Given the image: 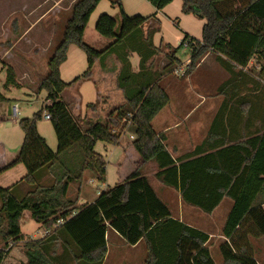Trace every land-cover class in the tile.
I'll list each match as a JSON object with an SVG mask.
<instances>
[{"label":"trees","instance_id":"1","mask_svg":"<svg viewBox=\"0 0 264 264\" xmlns=\"http://www.w3.org/2000/svg\"><path fill=\"white\" fill-rule=\"evenodd\" d=\"M101 1L77 0L72 6L61 41L48 61V73L38 86L39 92H47L46 100L50 103L31 117L19 120L24 140L16 160L7 168L23 164L27 170L23 181L30 189L19 198L15 194L16 185L0 186V241L4 242L0 247V264L10 244L20 241H24L25 264H65L69 257L77 264H103L108 252L109 227L131 245L145 242L144 264H216L208 246L209 234L175 218L144 174L142 166L153 161L158 167L156 177L162 183L180 190L187 204L206 213H212L224 197H230L233 206L223 227L228 241L220 245L223 263L259 264L251 237H264V126L260 134L250 137L234 136L232 131L226 135L224 119L217 118L204 142L216 150L177 164L152 121L170 101L160 79L183 64L177 53L186 41H196L198 45L191 50V63L182 76H187L204 54L214 51L228 59L235 80L249 75L243 69L252 60L262 65L258 75L264 79V0H183V13L206 20L202 39L186 34L178 47L166 44L168 64L162 70L149 64L159 53L153 38L161 30L160 20L155 15L130 16L120 0H116L121 8L120 33L116 31L117 19L108 13L100 15L95 27L100 35L114 40L111 45L99 50L85 41L91 15ZM148 1L162 10L174 0ZM151 18L154 22L147 30ZM145 31L147 37L143 38ZM200 41L204 44L200 45ZM73 45L86 53L88 69L68 83L61 77V65ZM126 50L139 54L137 71ZM113 53L122 62L117 80L125 102L110 112L106 123L89 118L79 122L63 101L62 93L81 79L88 80L94 64L104 62ZM6 72L4 87L17 86L14 69L9 66ZM232 82L225 83L222 89ZM45 112L50 114L56 133V151L38 129ZM228 123L232 126L235 122ZM132 126L135 138L125 147V158L118 165L122 169L133 152L135 161L130 171L115 186L101 191L95 201L79 206L78 198L68 197L71 184L81 183L86 171H91L99 182L107 181L108 162L96 150L97 142L119 145L124 130ZM45 166L54 178L48 186L38 182V173ZM25 210H30L32 218L50 233L26 239L21 229ZM59 220L64 222L58 224ZM60 246L63 251L59 254Z\"/></svg>","mask_w":264,"mask_h":264},{"label":"crops","instance_id":"2","mask_svg":"<svg viewBox=\"0 0 264 264\" xmlns=\"http://www.w3.org/2000/svg\"><path fill=\"white\" fill-rule=\"evenodd\" d=\"M174 1L168 4L167 6H165L162 10L156 9L152 14L147 15L146 17L148 16L151 17L155 15L156 18L160 20L161 30L158 33H160L163 29L164 22L162 18L165 17L167 18V20L174 22L175 26H177L182 31L183 35L180 38L181 41L186 34L201 40L202 39V29H203V26L206 20L199 18V17H198V20H196L200 28L198 32L201 35L199 36L198 33L194 32L191 29V27L186 24L187 20L191 17V15L193 16L194 14L183 13L182 11L183 4H179L180 9L176 13L169 12L172 6H173V9H175L177 6V4H172L174 3ZM33 2L35 5L31 7L28 0L24 1L22 10L23 11L33 10V12H36V11H39L43 7L44 3L53 4V5L49 6L48 9H45V11L39 14L38 18H36L30 24L29 28L25 29V32H24L25 35L27 33H29L30 35V32L32 31L34 32L35 30L33 29H35L36 26L47 17V14L49 12H55L56 9L61 12V9L64 7L62 5L63 0H45L44 3L42 1L34 0ZM101 5L102 4L98 5V7L96 8L93 14H95V12L98 9H100ZM111 6L116 9V7H114L115 5L111 4ZM106 7L107 5L103 4L102 10H107ZM56 13L57 12H55V14ZM102 14L103 12L99 14V17ZM135 15H138V14H135ZM135 15H130V16H135ZM91 18H92V15H91ZM89 21L91 22V19ZM17 22H18L17 20H16V23L15 21H13V24L17 25ZM153 22H154L153 18L149 19L148 25L145 27V29L148 30L149 25H151ZM95 27H96V24H95ZM42 29H39V30L41 31ZM86 30H85V36H86ZM55 31H58V26L56 22L44 28L42 35L46 34L45 37H48L49 34L53 35ZM158 33H156L155 36ZM42 35L41 33H38L36 31L35 36H34V33L33 35H30V36H26V37L23 36L24 43L26 45L28 44L30 45L31 43H34V44L37 43L35 44L37 45L35 46L37 51L27 52V54L19 53L20 54L19 55L18 53L15 54L14 51H12L17 45L15 41H19L16 39L13 40V44L11 46H3L2 44L0 46L1 47L0 49V99L2 100L0 102V108L3 109V112L0 113V123L4 125H7L10 122H13L14 125H19V120L21 119V117L19 115L14 116L12 113L11 107L14 103L19 102L20 99L17 97H11L10 94L12 92H15L12 90L13 88H16L17 90L18 89L26 90V88L31 87L27 83L24 85V83L22 82V79H26V81L30 80L31 78H33L32 77L33 74L35 73L39 74L41 72L42 65L40 64V59L43 57L44 52L47 50V48L43 44V43H46L47 40L44 39L45 37H43ZM17 36L18 35H14V37H17ZM155 36L153 38V43L155 47L159 49V53L154 55L149 61V64L151 63L152 65H153L152 60L154 58H157L158 55L162 54L161 52H163V54L165 53V55L167 56L168 50H166L167 49L166 44H170L171 46H173L169 42H164L162 38H161L160 43L156 44ZM146 37H147V31H145V34H143V38H146ZM38 38H40L39 39L40 41L37 40ZM61 38L58 44L60 43ZM162 45H165V48ZM174 47H177V46H174ZM126 51L129 52V55H130L129 59L132 62L133 69L137 71L139 69V61H140L139 54L135 51H130V50H126ZM69 54H70V50L68 53L67 60L70 57ZM177 56L178 58H180L179 52L177 53ZM180 59L184 63L188 58L186 60H183L182 58ZM4 63H8L15 70V74H16L17 86L13 88L8 87L7 88L8 90L4 88V84H5L4 79L6 76ZM228 63L229 61L225 56L220 55L219 53L214 52V51H209L200 58L197 66L187 76L179 77V76H176L173 71H171V72H166L161 77L160 84L165 89V91L169 94L170 101L155 116V118L152 121V124L155 130L157 131V133L159 135L164 136V143L166 147L168 148V150L171 152L174 159L176 160L177 164H180L183 161L197 158L199 156H203L207 153H210L216 150V149H213L211 144H205L204 142L209 136L211 127L217 118L224 119L226 126H227L226 135H228L230 131L233 132L234 136L247 135L250 137V136L256 135L257 133L260 134L261 128L264 126L262 125V117L264 116V114L261 111L262 109H264V86L262 85L261 82H259V80H261V78L258 77V73L260 71L258 73H255V69H253L251 66L254 63V60H252L249 63V66L243 69L244 72H247L249 75L248 76L243 75L241 78L235 80L232 70L229 69L230 63L229 64ZM255 63H258V62L256 61ZM97 64H99V67L96 69ZM167 64L168 62L165 65ZM256 66L257 68H260L261 70L262 65H260V63H258V65ZM163 67L162 68L153 67V68L162 70ZM121 68H122V62L120 61L117 54L113 53V54L108 55V57L104 60V62L97 61L94 64L92 68V76L89 78L94 81L97 87V95H98L97 101L98 102L100 101V103L103 102L104 107L111 105L112 110L115 107L125 102V96L123 94V91L118 87V80H117L118 74L120 73ZM233 70L235 72H238L240 69H233ZM230 80H233L232 85H230L227 88L222 89V86ZM23 92L25 96L29 95L28 92H25V91ZM64 92L62 93V99L68 106L73 116L79 122L84 121L85 118L87 119L89 118L94 121V119H97L99 117L98 113L102 111L101 110L102 106L97 107V108H96L97 105L88 106V110H91V113H88V115L86 114L83 117L80 114V111H81L80 103H81L82 98L77 95L75 99H71ZM45 102L50 103V101L48 100H46ZM44 105L45 103L43 102L42 107ZM20 113H21V110H20ZM43 119H47V118L43 116ZM229 121L231 122L234 121L235 123L232 126H229L228 125ZM38 129H39L40 134L47 140L48 145L53 150L54 148L57 149V146H58L57 142L55 145L54 139H52V137L51 139H48V135H45L41 131V127L39 123H38ZM221 133L223 134L222 131ZM49 135L52 136L51 132H49ZM19 140H21L20 137H19ZM23 140L24 139H22L19 142L18 146H16L13 151L11 150V148L6 146L4 142H1L2 154L0 157V175L3 174L7 170L14 169L15 167H19L20 164H16L10 168H7V166L12 164L16 160L18 152L22 146ZM52 140H53V143H52ZM219 140H221V138H219ZM216 141L217 140L214 137V142ZM132 142L133 141L131 140V141H128L127 143L131 144ZM98 144L99 142H97V146ZM124 146L125 145L123 144L117 145V146H114V150H110L111 155H117L116 161H115L116 165H120L125 158ZM219 147H215V148H219ZM117 151H120V154H116ZM152 163L154 165V168H152L150 172H144V174L148 176L149 179H151L150 176L153 173L155 176V179L157 181H160L156 177V172L158 171L157 164L154 161ZM26 173H27V170H26ZM162 184L160 185L158 183L157 190L160 192V196H162L163 200L166 202H169L170 205L173 202H175L174 205L177 204L178 206L181 207V210H180L181 213L180 214L178 213V215H176L173 213L172 207L170 206L173 216L175 218L180 219L181 221H184L185 223L193 227H196L208 233L210 237L208 241V246L211 250L212 246L210 242L212 241V238L214 237V234H213L214 232L212 229H205L204 227H202L201 224L198 222V219L204 217V219L214 222L215 218L220 215L222 217V224L224 227L227 216L233 206V200L230 197L226 196L223 198L221 203L215 208V210L212 213H206L198 207L187 204L181 197L180 190L167 186L164 183ZM161 190H163L165 193H170L171 190L172 191L175 190L177 191L178 194L173 198L172 201H170L169 197L168 198L163 197ZM100 192L101 191H99V193ZM83 193L84 191L79 189L77 198H80V196ZM93 201H95V198L93 199ZM186 209H188L189 211H192L196 215L195 221H188L185 219ZM221 235H222L220 236L221 240L219 242L220 244H218L219 253H221L220 245L228 241L227 237H225L223 233ZM254 239H264V237H260V238L251 237V242L253 245V249L255 251L254 252L255 259L258 261L259 264H264L263 263L264 262V244L261 246H257L256 244H254V241H253ZM106 240H107L108 252H107V255L105 257L103 264H135V262H133L134 260L133 251L137 249L138 247H140L142 243H145L143 240H141L135 245L128 244L125 241V239L115 229L111 227H109L107 230ZM20 242H24V241H20ZM14 244L15 243L10 244L9 248L7 249V251L10 250V252L9 253L7 252V255H6L7 257H5L2 264H17V261L14 259L13 255L21 251L22 249H24V247L23 246L20 248L14 247ZM125 245H127L126 250L128 253L124 252ZM62 251H63V248L60 253H62ZM142 252H143V257L145 261L147 253H144V248H142ZM211 253H212V256L216 264H218V261L214 257L212 250H211ZM257 257H260V259L258 260ZM20 260L21 261L19 262V264H25L27 262L26 258H20Z\"/></svg>","mask_w":264,"mask_h":264},{"label":"rangeland","instance_id":"3","mask_svg":"<svg viewBox=\"0 0 264 264\" xmlns=\"http://www.w3.org/2000/svg\"><path fill=\"white\" fill-rule=\"evenodd\" d=\"M24 1H27V0H0V42H1L0 46L1 44L3 46H11L13 44V40L16 39L19 41H15L17 45L12 51H14L15 54L16 53L27 54V52L37 51L35 48V46H37L35 44L37 43L35 44L31 43L30 45L29 44L26 45L24 43V37L33 35V33L35 36L36 31L38 33H41L42 35L43 29L50 26L51 24H54V22L57 23L58 31H55L53 35L49 34L48 37H45L46 34L42 35L43 37H45L44 39H46L48 42V43L47 42L43 43L45 47L47 48V50L44 52L43 57L40 59L42 70L39 74L37 73L33 74L32 76L33 78H31L30 80L26 81V79H22V82L24 83V85L27 83L31 87H28V88L25 87L26 90L25 89L17 90L16 88H13L15 87V85L9 86L10 88H13L12 89L13 91H15L10 94L11 97H17L20 99L19 102H20L21 113L19 116L21 118L31 117L34 112L42 108L43 102L45 103L46 101L47 92L46 91L39 92L38 86H39L41 79L44 78L46 74L48 73V61L51 57L50 55H52L54 49L58 45L60 38L63 35V31L67 24V21L71 17V8L76 3L77 0H63L62 5L64 7L61 9V12L58 11L57 9L55 10V12H57L56 14L55 12H49L47 14V17L41 23H39L35 29H33L35 31L30 32V35L29 33H27L26 35L24 34L25 29L29 28L30 24L36 18H38L41 12L45 11V9H48V7L52 6L53 4H45L44 3L45 0H37V1H42L44 3L43 7L39 11H36V12H33V10L23 11L22 6L24 4ZM33 1L34 0H28L31 7L35 5ZM113 2H115L114 7H116V9L111 6V4L112 5L114 4ZM120 2H122L123 9L126 11V13L130 15H135V14L140 15L141 14V15L147 16V15L152 14L156 10V8L147 0H120ZM99 4H102L100 6V9H98L95 12V14H92V18H90L91 22L89 21L90 23H88L87 25L85 41L89 43L90 45H92L93 47H95L96 49L103 50L109 47L113 40L111 38H107V37L100 35L98 31L96 30L95 24L99 17V14L102 12L108 13L117 19V22H118L117 29H116L117 33H120L121 31L122 19H121V12H120L121 8L119 7L118 3H116V0H102L101 3ZM103 4L107 5L106 7L107 10H102ZM172 4H177V6L175 9H173V6H172L169 12L176 13L180 9L179 4H183V0H176ZM193 16L191 15V17L187 20L186 24L189 25L194 32L199 34L198 31L200 28H199L198 22L196 21L198 20V17L196 16L193 17ZM162 19L164 22L163 29L160 33H158L155 36V43L159 44L162 38L164 42H169L173 45V47L174 46L178 47L181 41L180 38L183 35L182 31L177 26H175L174 22L167 20V18L165 17H163ZM16 20L18 21L17 25H14L13 21H15L16 23ZM39 29H42V30L40 31ZM14 35H18V36L14 37ZM200 35L201 34H199V36ZM39 39L40 38H38L37 40L40 41ZM162 46H164L165 48V45H162ZM183 49L180 48L178 50L180 58H182L183 60H186L188 58L187 60H190L191 50L189 48H184V47ZM161 53L162 54L158 55L157 58H154L152 60V63H153L152 66L154 68H162L168 62V59L165 53L164 54L163 52ZM69 56H70L69 59L61 65V77L65 82L70 83L76 77L81 76L84 73V71L88 69V60H87L86 53L75 45L70 48ZM256 61L254 60V63L251 66L253 69H255V73H258L260 71V68H257L256 65H258V63H255ZM42 62L44 63V65ZM185 62L182 64L183 66H185L186 64ZM9 66L10 65L8 63H4L5 72H6L7 67ZM98 67H99V64H97L96 69ZM175 75L182 77V75H179L176 73ZM258 77L260 76L258 75ZM260 78L261 80L259 79L258 80L264 86V82H263L264 79L262 77ZM4 80H5L4 82L6 83L7 72H6V76ZM23 91L28 92L29 95L25 96ZM64 93L68 95L71 99H75L77 95L82 98L81 103H80L81 104L80 114L83 117L86 114L88 115V113H91V110H88L89 104L97 103L96 108L102 106V109H101L102 111L98 113L99 117L97 119H94V121L106 123V121L109 120V114H110V111L112 110L111 105L104 107L103 102L100 103V101L99 102L97 101L98 99L97 87L92 79H88V80L81 79L78 83H74L73 85L68 87ZM1 101L2 100L0 99V102ZM1 112H3V109L0 108V113ZM262 113L264 114V111H262ZM39 125L41 127V131L45 135H48V139H51L52 137L56 145L57 137H56L55 130L50 120L42 119L39 122ZM49 132H51L52 136L49 135ZM133 132H134V126H132L131 128L127 127L122 134L119 145L123 144L125 146H129L130 144H128L127 142L134 140V138L132 137V135H134ZM19 137L21 140L24 139V132L19 125H14L13 122L8 123L7 125L0 123V157L2 154L1 142H4L5 145L11 148V150L13 151L14 148L18 146L19 142L21 141L19 140ZM52 143H53V140H52ZM106 144L107 143H104L102 141L99 142L98 146L96 147V150L100 152L101 154H103L108 162L107 163V181L105 183L99 182L96 178H94V175L92 174L91 171H86L81 183L70 185L68 197L71 199H77V194H78L79 189L84 191V193L80 196V198H78L77 204L79 206L82 204L92 202L94 198L96 199V197H98L99 191H104L108 187L115 186L118 183L120 177L127 175L128 171H130L131 169V163H134L135 161L134 153L133 152L129 153V156L127 159L128 163H125L124 167L120 169L119 166L116 165L115 163L117 155H111L110 153V150H114V146L110 144H107V145ZM57 145H58V142H57ZM54 150L56 151L57 149L54 148ZM116 154H120V151H117ZM152 168H154V165L152 162L146 163L144 166H142V169L144 172H150ZM23 175H26V169L24 165L22 164H20L19 167H15L14 169L7 170L3 174L0 175V186L10 187V186L16 185L15 194L19 198H21L30 189V186L23 181V177H24ZM150 177H151L150 179L151 184L153 185L157 193L160 195V192L157 190L158 189L157 185L158 183L160 185L162 183L155 179V176L153 173L151 174ZM38 182L40 185H45V186L53 184L54 178L49 173L47 166L43 167L39 171ZM161 191H162L161 193L163 197L165 198L169 197L170 201H172L173 198L178 194L177 191L175 190L173 191L171 190L170 193H165L163 190ZM160 197L162 198V196ZM166 203H168V205L172 207L174 214L178 215V213L179 214L181 213L180 211L181 207L178 206L177 204L174 205L175 202H173L171 205L169 204V202H166ZM1 207H2V200L0 198V208ZM185 212H186V215H185L186 220L195 221L196 215L192 211H189L188 209H186ZM198 222L205 229L213 230L214 237L212 238V241L210 242L212 246L211 250L213 251L214 257L217 259L218 264H224L223 257L221 253H219V249H218V246H219L218 244H220L219 242L221 240L220 236H222L221 234L223 233L222 217L220 215L217 216L214 222H211L207 219H204V217H202L198 219ZM21 229H22V233L28 239L42 238L46 234L45 227H43V225L36 222L32 218L30 210H25L23 213V216L21 219ZM256 238H260V237H256ZM253 241H254V244H256L257 246H261L264 244V239H254ZM3 245H4V242L0 241V247H2ZM22 246L24 247V242H18L14 244V247H18V248ZM126 246L127 245L124 246L125 248L124 252L128 253L126 250L127 249ZM142 248H144V253H147V247L145 243H142L140 247H138L137 249L133 251V259H134L133 262H135V264H144ZM57 250H58L57 252L60 253L62 250L61 246ZM21 251L13 255L14 259L17 261V264H19V262L21 261L20 258L27 259L26 255H24L25 248L22 249ZM7 252L9 253L10 250H8ZM257 259L259 260L260 257H257ZM65 264H77V263L72 259V257L71 258L69 257V261L68 262L66 261Z\"/></svg>","mask_w":264,"mask_h":264},{"label":"built area","instance_id":"4","mask_svg":"<svg viewBox=\"0 0 264 264\" xmlns=\"http://www.w3.org/2000/svg\"><path fill=\"white\" fill-rule=\"evenodd\" d=\"M203 44H204L203 41H200V45H203ZM196 45H198L196 41H186L183 46H184V48H189L190 50H192L193 47ZM185 63H186L185 66L180 65L175 69L176 74L183 75L185 73V71L187 70L189 64L191 63V59L187 60ZM45 104H48V103L45 102ZM11 109H12V113L14 116L20 115V102L14 103L12 105ZM44 116L47 119L51 118L50 114L47 112H45ZM132 137L135 138L134 135H132ZM63 222H64V220H59L58 224H62ZM49 233H50V231L46 229V234L44 236H46Z\"/></svg>","mask_w":264,"mask_h":264}]
</instances>
